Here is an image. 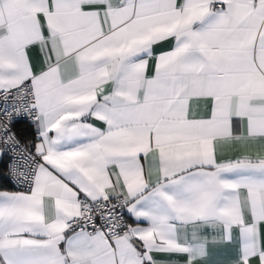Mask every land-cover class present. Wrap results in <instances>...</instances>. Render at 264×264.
Wrapping results in <instances>:
<instances>
[{
  "label": "snow or ice",
  "instance_id": "obj_1",
  "mask_svg": "<svg viewBox=\"0 0 264 264\" xmlns=\"http://www.w3.org/2000/svg\"><path fill=\"white\" fill-rule=\"evenodd\" d=\"M0 179V264H264V0H0Z\"/></svg>",
  "mask_w": 264,
  "mask_h": 264
},
{
  "label": "trees",
  "instance_id": "obj_2",
  "mask_svg": "<svg viewBox=\"0 0 264 264\" xmlns=\"http://www.w3.org/2000/svg\"><path fill=\"white\" fill-rule=\"evenodd\" d=\"M23 127L26 129V131L31 132V129L27 128V125H23ZM0 186L6 187V188H12L11 184L8 183L6 180L0 179Z\"/></svg>",
  "mask_w": 264,
  "mask_h": 264
},
{
  "label": "built area",
  "instance_id": "obj_3",
  "mask_svg": "<svg viewBox=\"0 0 264 264\" xmlns=\"http://www.w3.org/2000/svg\"><path fill=\"white\" fill-rule=\"evenodd\" d=\"M12 186V185H11Z\"/></svg>",
  "mask_w": 264,
  "mask_h": 264
}]
</instances>
